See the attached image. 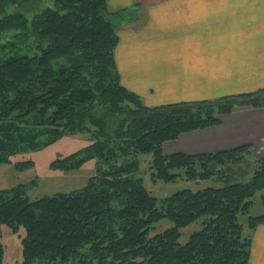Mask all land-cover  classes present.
I'll return each instance as SVG.
<instances>
[{
  "label": "trees",
  "instance_id": "1",
  "mask_svg": "<svg viewBox=\"0 0 264 264\" xmlns=\"http://www.w3.org/2000/svg\"><path fill=\"white\" fill-rule=\"evenodd\" d=\"M40 2L28 9L33 0H0V38L7 36L0 43V164L75 132H90L92 143L53 160L50 169L96 164L86 185L70 192L31 200L23 185L0 190V264H9L3 225L25 232L15 264H248L251 239L242 235L239 215L257 192L264 204V156L253 158L248 144L197 154L165 155L162 148L218 125L237 106L264 107V89L147 106L121 85L114 63L116 30L138 21L139 4L111 11L106 0H53L31 14L7 12H29ZM31 46L39 53L28 55ZM22 47L27 52L17 54ZM136 154H151L153 182L216 178L222 185L157 198L135 177ZM248 158L250 176L238 181L229 170ZM13 166L22 172L33 162ZM162 219L172 227L149 236ZM198 220L201 228L181 244V229ZM259 225L264 214L248 217L250 230Z\"/></svg>",
  "mask_w": 264,
  "mask_h": 264
},
{
  "label": "crops",
  "instance_id": "2",
  "mask_svg": "<svg viewBox=\"0 0 264 264\" xmlns=\"http://www.w3.org/2000/svg\"><path fill=\"white\" fill-rule=\"evenodd\" d=\"M139 4L117 28L121 85L147 106L211 100L264 89V0H106ZM219 124L166 142L167 154L213 153L248 144L264 156V107H235ZM248 264H264V226L250 230Z\"/></svg>",
  "mask_w": 264,
  "mask_h": 264
},
{
  "label": "rangeland",
  "instance_id": "3",
  "mask_svg": "<svg viewBox=\"0 0 264 264\" xmlns=\"http://www.w3.org/2000/svg\"><path fill=\"white\" fill-rule=\"evenodd\" d=\"M36 1L37 0H33L32 5L28 9H32V7L35 6ZM46 6L53 7V0H44V2L39 3L37 8L29 12L23 7L19 8L18 6L9 7L7 12L19 10L24 13L31 14L35 11H40ZM6 38L7 36L5 35L1 36L0 43L4 42ZM26 49L27 48L22 47L21 49H18L16 53H25L27 52ZM38 53L39 50L34 46L28 47V55H34ZM63 63L64 60H59L57 62L55 61L54 66L58 67ZM24 128L27 130L29 129V127ZM91 143L92 139L90 132H75L63 136L50 145H46L35 150H27L26 152L13 156L11 158V163L0 164V190H6L17 185H23L26 188L27 197L31 200H34L42 196L52 195L57 192L66 193L82 188L86 185L88 179L94 174L96 159L89 160L80 168L70 171H55L50 169L49 165L58 157L68 156ZM163 153L165 155H170L164 151ZM252 156L255 159L260 158L254 153ZM24 160H31L33 162V166L22 172L17 171L14 168L13 163ZM134 160L138 162V172L136 173L135 177L140 178L146 190L157 198L170 196L171 194L186 188L192 191H197L207 187H220L222 185V183L216 181V178H210L208 180L201 181H188L182 178L170 183H165L159 180L153 182L150 177L152 172L151 154H136ZM250 160H252V158H248L247 161L242 163L239 167H236L237 170L234 171V169H231L229 172L237 173L238 181H247L248 177L250 176V174H248L250 170L249 166L251 167V165L248 163ZM260 194L261 192H257L253 196L252 205L249 209V212L239 215V223L243 226L242 235L244 237L248 236L250 232V229L247 226L248 217L264 214V204L260 201ZM170 227H172V223L167 219H162L154 224L149 236H152ZM200 228V220L182 228L179 242L181 244L185 243L189 236L193 232L198 231ZM24 234L25 232L23 228H20L17 233L12 234L8 227L4 225L2 226L1 242L4 246L3 261L5 263L15 264L21 261L20 240Z\"/></svg>",
  "mask_w": 264,
  "mask_h": 264
}]
</instances>
